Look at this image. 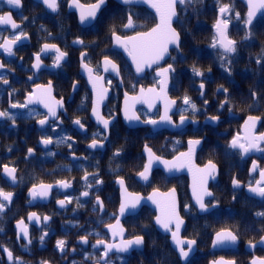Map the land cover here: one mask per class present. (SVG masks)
I'll return each mask as SVG.
<instances>
[{"label":"flooded vegetation","instance_id":"af4514ba","mask_svg":"<svg viewBox=\"0 0 264 264\" xmlns=\"http://www.w3.org/2000/svg\"><path fill=\"white\" fill-rule=\"evenodd\" d=\"M80 1L91 4L97 0ZM112 1L120 6L112 9L113 17L115 13L118 17L122 13L126 14V20L120 31L109 33L105 28L106 21L98 20ZM69 2L60 0L58 11L52 12L39 0H22L19 8L9 5L7 0H0V15L11 13L12 19L20 25L19 29H13L11 24H0V44L21 31L27 36L13 45L14 55H8L0 48V64L4 65L0 68V112L7 111L12 117H0V189L14 194L12 202L0 212V229L3 230L0 231V264H14L8 260L5 248L20 258V264L45 261L47 264H104L101 259L104 245L93 247L97 240L119 245L122 240L137 236L144 238L143 248L136 247L130 253L113 250L108 253V264H129L133 257L147 258V264H211L218 260L252 264L253 260H264V244L259 242L264 236V217L256 215L264 212V198L249 191L264 171V150L253 149L243 154L239 149L229 147L235 137L246 143L245 137L264 135V100H257L251 84L246 88L243 83H236L230 91V86L224 83H210L213 70L195 68L203 73L195 75L189 53L181 50V42L179 48L171 47L168 56L157 64L144 65V70L138 73L125 52L114 46L113 33L126 38L146 32L157 24L154 13L144 7L155 21L141 29L140 23L147 24L137 16L141 10L135 11L142 6H125L107 0L97 19L83 26L77 13L69 10ZM263 12L264 9L254 22ZM130 14L135 27L128 30L124 25ZM253 23L247 24V28ZM77 39L83 44L74 43ZM45 44H55L68 54L59 67L54 66L55 50L42 51ZM127 46L131 49L129 44ZM81 52L87 54L83 61ZM37 53L41 60L39 69L33 67ZM238 53L233 55L239 59ZM105 57L117 66L118 74L111 67L104 70ZM82 64L92 69L91 79ZM169 65L174 71L168 73L162 95L167 101H175L168 110L171 122H159L165 113V99L155 95L148 97L153 105L151 108L143 100L129 99L127 111L139 119L127 120L125 94L129 98L140 97L141 89L147 93L150 88L160 93L163 77L157 73ZM244 81H250V78L244 77ZM49 84L50 96L44 92ZM221 86L228 92L218 91ZM101 89L106 92L98 111L103 119L110 121L107 129L92 112ZM41 95L56 108L59 119L50 116L48 108L36 100ZM185 96L196 104V111L183 103ZM30 98L32 103L28 102ZM226 99L228 103L221 107ZM56 102H62L63 107ZM14 104L27 106L12 107ZM181 116L185 117L184 124L180 123ZM249 116L258 118L255 127H246ZM42 119H47L48 123L40 125ZM76 119H80L83 128L73 123ZM149 120L159 123L153 125L147 123ZM49 137L53 143L47 146L41 143ZM61 138H65V143L57 144ZM93 139L103 147L89 148ZM190 140L200 141L195 145L190 163H185L180 170L168 171L162 161L179 163L177 157L188 153ZM145 146L159 158L153 160L147 180L139 175L149 160ZM259 146L264 149V140ZM29 148L34 150L31 155ZM117 152L119 155H115ZM181 159L188 160L187 157ZM209 162L216 170L214 179L208 177L204 185L212 196H204L207 211H203L196 203L193 187H198L203 177L197 169H204ZM253 163L257 166L255 171L252 170ZM5 165L16 168V183L5 175ZM92 173L103 182L97 185ZM85 174H89L91 188L82 179ZM234 179L240 182L239 187L233 186ZM61 180L71 186L67 189L58 187L56 182ZM120 180L124 182L123 187ZM41 183L51 184L53 189L47 198L33 200L29 190ZM172 190H175L179 213L185 220L181 236L196 240L186 262L173 246L171 233L162 230L155 221ZM84 191L90 195L82 196ZM123 193L128 194L125 199L129 203L128 212L116 228V231L124 230L123 236L114 237L107 226L117 224ZM97 196L102 201V209L97 205ZM150 197L148 203L130 206L135 198H139L140 203ZM60 200L65 201L64 207L57 203ZM31 213L41 218L39 223L35 219L29 220ZM44 216L50 217L46 224ZM21 221L20 226L27 228V239L17 238ZM220 231H232L237 235V242L213 247L215 235ZM45 232L48 235L41 243L40 237ZM84 236L88 238L87 244L81 243ZM58 240L66 241L64 253L56 247Z\"/></svg>","mask_w":264,"mask_h":264},{"label":"snow or ice","instance_id":"6c2138e0","mask_svg":"<svg viewBox=\"0 0 264 264\" xmlns=\"http://www.w3.org/2000/svg\"><path fill=\"white\" fill-rule=\"evenodd\" d=\"M43 4L50 9L52 12H57L59 7H60V0H42ZM133 0H123L124 4H131ZM145 3H149V0H144ZM192 0H151L150 6L155 8L157 13L159 14L160 17V24L157 25V27L153 28L150 32L147 33H140L137 36H132L128 37L126 42L124 43L125 50L128 52V55L132 57L133 62L136 64V71L142 72L144 70V65H147L148 67H151L152 64H157L160 60L164 58V55L168 52V45L169 44H174L177 48H179V33L175 31V29L171 28V21L174 16L177 15L175 6L177 3L184 5L186 3H191ZM7 3L9 5H12L14 7H22V0H7ZM106 3V0H97L96 3L91 4L88 6V8L85 10L84 6L79 4V0H70L69 2V7H76L80 9V22L83 24L88 20H94L96 19L97 12L102 8V6ZM248 6L249 10L247 12V19L245 20L246 24H251L253 16L256 14V11L258 9H264V0H259L258 3H253V0H248ZM221 16L223 17L225 14L231 12V5H224L219 9ZM237 18H239L240 13L237 12L235 13ZM23 19H27L26 17H23ZM0 24H11V27L13 29H19L20 25H18L13 19L11 13H6L4 15H0ZM229 20L227 19H219L217 20L215 24L216 28V38H214L215 42L213 43L212 47H216L217 44H219V47L223 50L222 52V59L226 58L228 54L235 53L237 51L236 44L237 42L233 39H230L227 35V28H228ZM125 28H134V22L132 19L131 14L127 17V23L124 25ZM27 38L26 34L23 33L22 31L19 32V34L14 35L12 39H5L3 44H0V48H2L8 55H14L13 52V45H15L18 41H21L22 39ZM248 35L245 36V39H248ZM116 40L118 43H122L121 39L119 36L116 37ZM74 43L78 44H83L82 40L77 39L74 41ZM131 44L132 47L131 49L128 48V44ZM55 50L57 55L55 57V64L54 66L59 67L60 66V61L63 60L68 54L66 52L60 51L59 48L55 44H45L43 46L42 51L46 52L48 50ZM87 54L84 52H81V59L82 61L86 59ZM261 61H257V63H260ZM41 65V60H40V54H36V63L33 65L34 68L39 69ZM104 70L108 71L109 67L113 71H116L118 74L117 66L109 60L107 57H105L104 60ZM82 66L88 71L89 73V78L91 79V73L92 69L88 67L87 64H82ZM4 67L3 64H0V68ZM194 74L197 76L203 75L199 70L193 69ZM170 71H174L171 65L168 66L166 69H162L160 72L157 73L158 76H162L163 80L161 82V90L160 93H157L155 89L150 88L147 90V93H145L144 89H141V95L139 98H129L127 94H125V104H126V109H125V118L127 120H138L139 117L135 116L134 114L129 115L127 111V103L129 99H140L143 100V102L148 103L149 107L151 108L153 105L151 101L149 100L148 97L155 95L158 98H164L165 99V113L161 117V120L159 122H171V118L168 115V110L171 107V105L175 104V101H167L166 97H163V92L164 88L166 87L167 84V76ZM210 71V70H209ZM226 71L230 72V69H226ZM5 84L8 83L7 80L3 81ZM76 86L73 85V89L75 90ZM93 88H96V84H93ZM200 88L203 89L204 85L201 83ZM223 90L225 93L228 92L227 88H223L221 86L218 91ZM44 92L47 93L48 96L51 95V85L44 89ZM106 90L101 89L99 92H97V99L94 103L92 112L93 115L97 118L98 122H101L104 126L105 129L108 128L110 121L107 119H103V117L100 115L98 111V106L101 103V101L104 99ZM203 95V93H201ZM253 96H255V93H252ZM36 100L40 103H43L46 108H48V114L52 117H55L59 119L57 116L56 108L53 107L51 104L46 102L45 98L43 95L37 96ZM29 103H32L33 100L30 98ZM61 108L63 107L62 102H56ZM183 103L187 106H190L193 111L197 110V106L195 103H193L188 96H185L183 98ZM207 103V101H205ZM228 103V100L226 99L222 104L221 107L224 106V104ZM26 107L27 105H12V107ZM186 110V109H185ZM8 117L12 118L10 114L5 111V112H0V117ZM212 119H217L216 117H212ZM258 118L257 117H252L249 116L248 120L245 122L246 127H255V122ZM14 122V121H13ZM158 121L155 120H149L147 123L150 124H157L159 123ZM48 123L47 119H42L39 121L40 125H45ZM74 124L78 125L79 127L83 128L84 125L81 123L80 119H76L73 121ZM180 123L184 124L185 123V117L181 116L180 118ZM55 130V129H53ZM68 140L71 139V137L67 138ZM107 139V137H105ZM247 142L242 143L240 137H235L232 139L230 142L229 147L233 149H239L241 153L247 154L251 150L255 149L258 151L264 150L261 149L259 146V142L264 140V135H261L260 137H245L244 138ZM41 143L44 144L45 146L53 143L51 137L47 139H42ZM57 144L65 143V138H61L58 141H56ZM200 144L199 140L189 141V151L188 153H181L180 157H177V162H169V161H162V163L165 165L166 169L168 171L172 170H180L185 166V163H190V157L192 152L194 151L195 145ZM89 148H98V147H103V144L98 142L96 139H93L92 142L88 145ZM68 147L71 148L72 145L69 143ZM146 151L149 153V160L148 163L144 166V170L139 173L140 177L143 178L144 180L148 179V173L152 167L153 160H159L158 157H154L153 154L151 153V149H148L147 146ZM33 149L29 148L28 153L31 155L33 153ZM50 155H54V153H49ZM115 155H119V152H117ZM187 157L188 160H182L181 158ZM256 164L253 163V171L256 170ZM4 173L7 177L11 179L13 183L17 182V176L15 175L16 173V168L15 167H8L7 165L4 166ZM216 170V166L209 162L208 165L205 166L204 169H197L198 172L203 173V177L199 183V186L197 187L194 185L193 187V195L196 199V203L199 205L200 209L203 211H207V205L204 203V196H212V193L207 190V188L204 186L207 183V178L212 177L214 179V173ZM93 177V180L97 185L101 184L103 181L97 179V174L92 173L91 174ZM82 179L86 182V186L88 188L92 187L91 183H88L89 180V174H85ZM119 183L123 187V180H120ZM239 181L238 180H233V186L234 187H239ZM57 186L60 188L67 189L71 185L70 183L66 181H57L56 182ZM53 189V185L48 184L45 185L41 183L39 186H33L29 190V195L30 197L35 200L36 198H47ZM249 191L251 193H254L255 195L264 198V171L260 172V180L256 181V186L255 187H249ZM13 193L12 192H4L3 189H0V212H3L5 210L6 204H10L12 202L13 198ZM82 196L88 197L90 193L88 191H84L81 193ZM149 199H152L150 197ZM71 202V201H69ZM96 202L97 205L100 206L102 209V201H100V198L97 196L96 197ZM139 202V198H135L131 203V207H135L136 203ZM154 203H158L157 201L153 200ZM57 203L61 206L64 207L65 201L60 200L57 201ZM77 203H79V199H77ZM129 206V203L127 202H122L120 205V214L123 215L125 212V209ZM159 206V204H158ZM187 207V206H186ZM257 216L259 217H264V212H258L256 213ZM37 223L40 222V217L36 215V213H31L29 215V220H33ZM50 219L48 216L43 217V221L46 224L47 221ZM23 222L21 221L18 224V229H19V235L18 239L20 238H28V231L26 227H21L20 225ZM156 223L164 229L166 232L171 233V238L172 241L176 247V249L179 252V256L181 259H187L189 256V253L193 250V246L196 244V240H186L183 238H180V230L181 226L183 225L184 221L180 218L178 212H177V206H176V200H175V190H172L170 193L167 194L166 201L164 206L161 208V215L156 217ZM119 225V220L117 219V224L116 225H108L107 227L112 230V234L115 237L116 235L123 236V229L119 228V231H116V228ZM173 227L175 230H173ZM0 231H3L0 229ZM48 233L45 232L43 235L40 237L41 243H43L45 236H47ZM99 235V234H97ZM237 235L233 234L232 231H220L217 232L215 235V239L213 241V247L217 246H224L228 244H235L237 242ZM261 244H264V236H261L260 241ZM28 243H31V240L28 239ZM81 243L87 244L88 243V238L87 236L81 237ZM144 243V238L142 236H137L134 239L130 240H122L119 245L114 244V243H105L103 240H97L96 244L93 245V247H98L99 245H104V253L101 259L104 261V264H108V253L115 250L116 252H128L129 249L135 247H139ZM253 246L254 245H250ZM56 247L61 253L65 252L66 249V241L65 240H58L56 242ZM187 249V250H186ZM7 253L8 260L10 262H14V264H20V258L19 257H14L13 253L8 250L7 248L3 249ZM75 251V249H73ZM87 258V257H86ZM41 264H47V262H41ZM214 264H234V262H226V261H217L214 262ZM252 264H264V260H260L259 262L256 260L252 261Z\"/></svg>","mask_w":264,"mask_h":264},{"label":"trees","instance_id":"16d2710c","mask_svg":"<svg viewBox=\"0 0 264 264\" xmlns=\"http://www.w3.org/2000/svg\"><path fill=\"white\" fill-rule=\"evenodd\" d=\"M87 2L94 0H84ZM109 4L107 12L102 14L98 21H106L105 28L109 33L120 31L126 20V14L120 13L119 17L112 9H119V5ZM224 5H231L229 15L228 35L237 40L239 44L236 54H228L222 59V49L217 45L212 47L215 42L216 32L214 25L220 18L219 9ZM137 9L140 14L137 16L141 21L147 24L143 26L140 22L141 29L150 26L155 21L152 14L144 7ZM239 12L237 18L235 13ZM178 20L175 27L181 34V50L190 57V63L193 68L203 70H213L210 83L215 85L224 83L230 86L236 83H243V87L251 84V89H255L257 100H264V12L258 20L248 29L245 20L247 19V9L239 0H192L191 3L184 5L178 4ZM231 15V16H230ZM226 17V16H225ZM224 19V16H223ZM248 35V39L245 36ZM236 51V52H237ZM235 52V53H236ZM261 61L257 63V61ZM226 69H230L226 71ZM226 76V77H225ZM250 78V81H244ZM133 257L129 264H147L148 259H137Z\"/></svg>","mask_w":264,"mask_h":264},{"label":"water","instance_id":"95a60500","mask_svg":"<svg viewBox=\"0 0 264 264\" xmlns=\"http://www.w3.org/2000/svg\"><path fill=\"white\" fill-rule=\"evenodd\" d=\"M40 2H42V0H39ZM115 1H117L118 3H120V4H122V5H125V6H128V5H134V6H143V7H145V8H147L149 11H151L152 13H154V15L156 16V19H157V24L153 27V28H155V27H157V25L158 24H160V17H159V14L157 13V11H156V9L155 8H153V7H151L150 6V4H151V0H149V3H145L144 2V0H133V2L131 3V4H124L123 3V0H115ZM241 2H243L244 4H245V6H246V8H247V12H248V10H249V6H248V0H240ZM97 2V1H96ZM96 2H94V3H96ZM259 2V0H253V3L255 4V3H258ZM43 3V2H42ZM94 3H91V4H94ZM79 4H81V5H83L84 6V9L86 10L87 8H88V6L89 5H91V4H84L83 2H81L80 0H79ZM178 4L179 3H177L176 4V6H175V10H176V13H177V15L176 16H174L173 18H172V21H171V28H173V29H175V31L177 32V33H179L178 32V30L175 28V22L178 20V17H179V14H178ZM107 5V0H106V3L102 6V8L97 12V16H96V19H97V17H98V15L100 14V12H101V10L105 7ZM69 10H72V11H75L76 13H77V15H78V20L80 21V9H78V8H76V7H69ZM262 10L263 9H258L257 11H256V14L253 16V18H252V22L251 23H253L254 22V20H255V18H257L258 17V15L262 12ZM96 19H94V20H88V21H86L85 23H81L83 26H87V25H90V24H92ZM221 19V18H220ZM250 25V24H249ZM152 28V29H153ZM128 30L129 29H131V28H127ZM152 29H150V30H148V31H146V32H140V33H147V32H150ZM215 30H216V28H215ZM140 33H136V34H134V35H132V36H137L138 34H140ZM117 36H119L120 37V39H121V42L122 43H118L117 42V40H116V37ZM132 36H129V37H132ZM179 37H180V40H179V45H180V42H181V36H180V34H179ZM229 37V36H228ZM127 38L128 37H121L119 34H117V33H114L113 34V41H114V46L116 47V48H118L119 50H121V51H124L125 52V55L130 59V62L132 63V65L134 66V68H136V64L133 62V59H132V57L131 56H129L128 55V52L125 50V46H124V43L123 42H126L127 41ZM231 39V38H230ZM129 45L132 47V45L129 43ZM171 47H176L174 44H169L168 45V52L164 55V56H168V54H169V49L171 48ZM167 83H168V80H167ZM135 98H139L138 96H135ZM128 194H125V193H123V200H122V202H126V196H127ZM150 201V199L149 198H146V199H143V200H141L140 201V203L138 202V203H136V204H139V206H140V204L141 203H143V202H149ZM176 206H177V212H178V214H179V216H180V218L184 221V223H183V225L181 226V230H180V238H182V236H181V232H182V229H183V227H184V224H185V220L181 217V215H180V213H179V209H178V203H177V201H176ZM139 208V207H138ZM138 208L137 209H135L134 211H136V210H138ZM128 211H127V208L125 209V212L123 213V215H121L120 214V216H119V223H120V220H121V218H123L124 216H125V214L127 213ZM156 221V220H155ZM117 223V222H116ZM115 225V224H114ZM163 230V229H162ZM171 241H172V238H171ZM172 244H173V246L175 247V245H174V243H173V241H172ZM134 248H136L135 246L133 247V248H131V249H129V251L128 252H122V253H130L131 251H132V249H134ZM138 248H143V244L141 245V246H139ZM176 248V247H175ZM178 254H179V252H178ZM187 260V259H186ZM186 260L185 259H183V261L184 262H186ZM218 261H221V260H218ZM217 262V261H216ZM211 264H214V262L213 263H211Z\"/></svg>","mask_w":264,"mask_h":264},{"label":"rangeland","instance_id":"374dc122","mask_svg":"<svg viewBox=\"0 0 264 264\" xmlns=\"http://www.w3.org/2000/svg\"><path fill=\"white\" fill-rule=\"evenodd\" d=\"M226 16V17H225ZM231 16V15H230ZM224 19H227V20H229V21H231L230 19H229V15L228 14H225L224 15ZM230 23V22H229ZM229 25V24H228Z\"/></svg>","mask_w":264,"mask_h":264}]
</instances>
